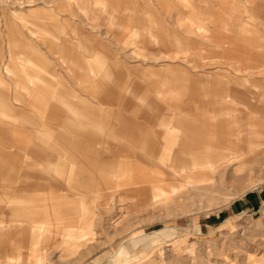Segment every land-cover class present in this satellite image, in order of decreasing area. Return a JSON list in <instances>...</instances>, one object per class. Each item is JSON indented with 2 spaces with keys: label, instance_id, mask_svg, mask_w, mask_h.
I'll use <instances>...</instances> for the list:
<instances>
[{
  "label": "rangeland",
  "instance_id": "1",
  "mask_svg": "<svg viewBox=\"0 0 264 264\" xmlns=\"http://www.w3.org/2000/svg\"><path fill=\"white\" fill-rule=\"evenodd\" d=\"M140 1L143 0H68L75 2L73 8L57 12L59 27L51 29L45 26L47 12L43 11L51 0H0V97L4 92L19 98L13 110L0 108V161L6 167L13 164L10 170L0 173L2 181L17 183L25 173L47 169L41 168L42 164L67 163L75 158L78 173L84 164H92L87 149L96 148L106 160H112L107 156L110 149L128 156L140 144L132 140L136 146L130 148L129 140L120 141L117 132L125 129L132 131L128 136L137 134L144 117L153 118L163 109L189 110L191 98L207 102L204 100L216 97V83L228 76L241 77L237 86L264 94V72H259L264 71V65L256 71L236 70L234 66L244 62L247 55L241 49L233 53L222 49L233 42L222 39L225 36L217 41L208 30L216 23L219 8L223 9L220 0H171L173 3L164 5L173 13L171 17L167 15L169 11L159 9V0H152L159 10L157 17L147 18L145 13L131 16ZM222 1L231 8V13H225L231 28H224L220 35L244 32L264 38V0ZM181 7L187 13L177 21L176 10ZM71 10L74 15L69 14ZM201 10L213 16L208 14L209 20H200ZM189 15H193L192 20ZM67 17L69 25L63 20ZM243 22L255 30L246 27L242 31ZM120 23L128 27H119ZM168 24L171 31L164 28ZM174 32L181 38L180 46L174 43ZM234 45L244 49L248 46L241 41ZM5 65L12 71H5ZM108 68L110 75L103 77ZM40 76L46 83L33 86L35 93L29 94L24 85H33ZM255 78L262 80L256 82ZM82 96L86 100L77 101ZM114 96L132 103L125 110L120 101L107 100ZM68 97L70 100H66ZM57 105L60 114L68 112L75 117V125L65 121L66 125L61 126ZM139 106L144 110L135 108ZM89 108L96 109L94 120L82 118ZM140 112L144 116L140 117ZM79 113L82 123L97 129L98 138L104 139L105 132L113 133L110 148L102 145L100 138L95 139V144L91 139L89 148L83 141L88 138L77 136L81 142L74 147L76 156L70 158L67 151L72 149V143L54 142L58 130L81 127L76 123ZM125 113L127 117L122 116ZM245 154L241 152L240 165L209 168V173L194 175L192 181L173 182L180 186L172 189L168 185L158 197L151 195L146 183L145 194L150 195L145 203L138 201L143 197L140 189L129 193V187H125L121 189L126 193L119 197L115 192L103 206L100 200L110 189L98 188L99 181L94 188L92 181L83 192L94 214L93 234L73 253H65L61 248L63 227L47 230L37 245L38 249L46 247L43 264H264V141L258 140ZM128 158L135 161L132 155ZM29 162L35 165L28 168ZM86 180L89 181L82 180V184H89L90 179ZM11 189L0 190V264H28V258L36 255L29 229L22 232L21 226L28 224L3 219L15 215L10 208L22 206L9 199L20 193ZM40 191L49 189L43 187L35 192ZM58 192L63 196L73 193L68 187ZM18 213L25 214L21 208ZM74 226L70 228L78 226L76 221ZM9 259L11 262L6 263Z\"/></svg>",
  "mask_w": 264,
  "mask_h": 264
},
{
  "label": "crops",
  "instance_id": "2",
  "mask_svg": "<svg viewBox=\"0 0 264 264\" xmlns=\"http://www.w3.org/2000/svg\"><path fill=\"white\" fill-rule=\"evenodd\" d=\"M51 1L52 2L46 7L43 6V11L46 10L47 12V15H44L46 17L45 26L52 29L59 27L58 21L60 20V17L57 12L64 11L66 8L69 9V7L73 8L72 3L75 2L69 3L68 0L67 3L62 2L63 0ZM144 1L145 0L137 3V7L131 10V16L145 13V17L147 18H154V16L157 17V12L159 10L157 11L158 8L156 7V2L149 0L144 4ZM218 2H220L223 9L219 8L220 12L217 13L218 17L216 23L213 27H209L208 30L211 29L212 35L215 36L217 41H219V37L221 38L222 36H225V38L222 39L233 42L232 46H223V48L221 47L222 49H226L228 52L232 53L234 52V49H236L237 52L240 49L245 52H242V54H246L247 58L246 60H243L244 62H239L234 66L236 70L256 71L257 69H261L259 67L264 65V38L261 39L259 36L250 37L244 34V32L230 36L220 35L224 28H226L224 30H229L231 28L230 26H227L228 19L227 14H225L227 12L231 13V8H229L228 5H225L222 0ZM167 3L170 4L173 2L171 0H159V9H163L165 12L169 11V14L167 15L171 17L173 15V13H170L171 10H166V8H164V5ZM184 9V7H181L176 10L178 15L177 21L182 15L187 13ZM134 10L138 14L134 13ZM36 11H38V9ZM70 12V15H74L73 10ZM205 13L207 14V17L205 16ZM208 14H210L211 17L213 16L208 10H201L199 19L209 20L210 16ZM145 17L144 20H146ZM188 18L192 20L193 15H189ZM63 20L69 25V17H67V19L63 18ZM135 20L140 22L139 18H136ZM222 22H224V24H222ZM241 26L244 27L242 31H244L246 27L255 30L252 25L246 26L244 22ZM119 27L125 28L128 26L120 23ZM165 27L166 31L168 29L171 31L169 24L168 26L165 25L164 28ZM174 35V43L180 46L182 41L179 34L174 32ZM262 37H264V35H262ZM238 41L248 44V46L245 47L246 49H254L248 51L241 46L234 45V43L237 44ZM43 54L46 59L50 61V57L45 53ZM243 57L241 56L240 59L242 60ZM116 63L117 62H113L112 65L118 67L119 64ZM5 71L9 72L12 71V69L9 65H5ZM259 72L264 71L261 69ZM110 73L111 72L108 68L103 77L110 75ZM94 74H96V72ZM240 78L241 77H236L234 79L233 77L228 76L224 81L216 83L217 86L214 89L215 93H213L216 97L204 100L207 102H201V100H198L197 97L192 95V97L195 98H191L192 101H190L191 105L189 110L172 112L163 109L160 110L157 115H153V118L150 117L151 119L149 117H144L143 126L137 131V134L128 136L127 134H130L132 131L125 129H122L121 132H117L119 135L117 137H120L118 138L120 141H124V138L129 140V145H131L130 148H133L134 145L136 146V143L132 140L137 139L140 144L138 147L139 152H137L138 150L131 151L129 153L130 156H127L126 153H116L115 151L113 154L110 149L108 150L107 156H112V160H106L104 159L105 156L103 157L101 153H97L96 148L91 150L87 149L92 164H84L83 167H80L78 173L77 168L75 167L78 162L76 161L77 158H75V162L71 159L72 161L67 163H54L53 161H50L45 163L46 165L42 164L40 167L47 168L44 169L46 171H34L33 173L30 171V173H25L23 178L17 183V180L14 182L8 179L4 182L0 179V190L2 192H7L6 190L8 187H11V190L15 192L20 191V193L18 192L10 196L7 194V196L11 201L15 202L16 205H22L20 208L25 214L18 213L20 208L14 207L10 208L9 211L14 212L15 215L10 218L3 217V219L11 221L12 223L22 225L28 224V227L26 225L24 227L21 226L22 232L27 228L29 229L30 236L33 239L31 244L36 248L33 250L36 252V255L34 258H28V264L44 263V250L46 247L42 246L38 249L37 245L40 244L39 238H43L47 235V230L51 232L50 230L55 227H63L61 233V248L65 253H73L78 246L86 243L85 240L91 237L93 234L92 228L94 225V214H92L93 211L88 205L85 196L86 193L83 191H85L87 186L88 188L91 187L92 181L94 188L97 187V182L99 181L98 188L104 187L110 189V191H108L107 194H104L100 200V203L103 206L108 205L115 192H117L116 194L120 197L126 193L128 189L130 191H128L129 193H132L135 189H140L143 197L139 198L138 201L145 203L147 201L146 197L150 195V193H148V195L145 194L146 188L144 186H146V183H149L150 185L151 195L154 194L153 197H158L161 195V192L166 191V186L170 185L173 187L172 189H174L179 185H175L173 182L183 183L192 181L194 175H204L209 173V168H211V170H216L218 167L225 166L226 164L235 165L237 163L240 165V159H242L241 152L244 151L246 154H249L252 145H255L258 140L264 141V94L262 95L255 89L253 90L237 86L236 83L241 81ZM245 79L246 77L242 80ZM253 80L260 82L262 79L255 78ZM0 81H2V79ZM98 81L101 80L99 79ZM42 83L46 82L44 78L40 76L38 82L33 85L28 83V87L25 85L24 87L28 88L29 94H34L35 91L32 90V87H40ZM1 95L0 108L3 110L6 109L7 111L11 109L13 110L16 107L15 100H18L19 98L16 95L12 96V94L4 92H2ZM69 98L70 97L66 100H70ZM81 100H86V97L82 96V99H78L77 101ZM100 100L105 101L106 99ZM107 100L111 102L120 101L125 110H127L130 102L132 103V100L128 101L124 97L119 98L118 96L110 97V99ZM90 103V105L96 107V103H93L92 101H90ZM207 103L212 106H209ZM201 106L208 107L202 110L199 109ZM57 107V110L60 111L57 113V116H61L60 119H62V121H60L61 126L66 125L65 121H69L70 125H75V117L71 118V114L68 112L60 114L61 109L58 105ZM135 108H139V110L142 109L140 106ZM51 110L57 112L54 108ZM142 110H144V107ZM63 111L65 110L63 109ZM96 114V109L91 110V108H89L86 109V113L82 114V118L94 120L97 117ZM141 115L143 114L140 112V117ZM76 116V123L81 127L77 130H66L64 128L62 131L58 130L57 138L54 139V142L72 143V149L67 151L69 154V156L67 155L68 157L73 158L76 156L74 147L81 142L78 140L80 137L88 138V140L83 141L88 143L89 148L91 147L92 140L95 144L96 138H100V143L104 146L109 145L108 148H110V144L114 140V138H112L113 133L109 134V132H105L107 134L104 139H101V137L98 138L97 129L93 126L92 128L89 127L91 126L89 124L82 123L80 113L76 114ZM122 116L127 117L128 114L125 113L122 114ZM52 134L54 135V133ZM77 136L80 137L77 138ZM121 148L125 149L124 147ZM131 155L134 157L135 161L128 158L131 157ZM12 165L13 164L6 167V164L0 161V173L10 170ZM33 165L35 164L29 162L28 168H31ZM74 173H77V178L73 181ZM80 175L84 176V179L79 177ZM96 176H98L97 180ZM85 177L90 179V182H88L89 184H82V180H84V182L89 181L86 180ZM43 187H46L49 191L35 192L37 189ZM62 187L71 188L73 193L63 196L62 193L58 192ZM125 187L129 188H127L126 191L125 189H121ZM4 220H2V222ZM75 221L78 226L76 228H70L74 226ZM10 262L11 259L6 263Z\"/></svg>",
  "mask_w": 264,
  "mask_h": 264
}]
</instances>
